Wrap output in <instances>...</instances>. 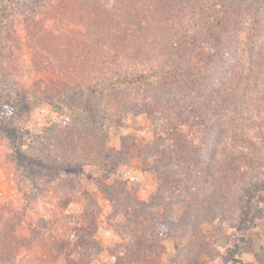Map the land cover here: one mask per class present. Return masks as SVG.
<instances>
[{
    "label": "rangeland",
    "instance_id": "1",
    "mask_svg": "<svg viewBox=\"0 0 264 264\" xmlns=\"http://www.w3.org/2000/svg\"><path fill=\"white\" fill-rule=\"evenodd\" d=\"M0 264H264V0H0Z\"/></svg>",
    "mask_w": 264,
    "mask_h": 264
},
{
    "label": "trees",
    "instance_id": "2",
    "mask_svg": "<svg viewBox=\"0 0 264 264\" xmlns=\"http://www.w3.org/2000/svg\"><path fill=\"white\" fill-rule=\"evenodd\" d=\"M119 82H125V83H132V82H135V78L133 77H125L122 78ZM57 97H60V98H63V95L60 94L58 95ZM6 99L8 100L6 104H3L4 106H8L10 107L13 111H17L20 107V103H14L11 99V95H6ZM10 117H12V114L10 115ZM175 127H178L179 130L178 131H171L169 134H170V137L169 139V142H172L173 144L176 145V148L179 150H182V149H186V148H189V146H194V141L192 140V138H189L187 139V141H178L177 140L180 138V135H181V132H183V130L180 128H184V125H179V126H175ZM172 140L176 141V142H173ZM164 152H156V153H153L152 155H148V159L151 161V163H158V165L160 167H164L165 169L168 170V159H167V152L168 151H165L163 150ZM176 167V166H175ZM196 168V167H195ZM197 169V168H196ZM169 172H173V170H168V173ZM162 175H160V177L162 178L164 175V177L161 179L160 177L158 178L161 182L163 183H166L167 180H168V176H167V171H164L161 173ZM174 183L176 184H180V183H177L175 181H173ZM196 188H197V185H194ZM197 203V201H196Z\"/></svg>",
    "mask_w": 264,
    "mask_h": 264
}]
</instances>
